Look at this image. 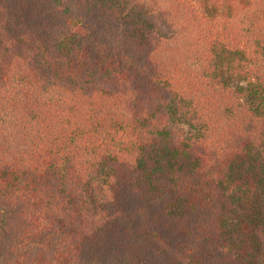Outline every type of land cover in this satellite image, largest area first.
<instances>
[{
    "label": "trees",
    "instance_id": "trees-1",
    "mask_svg": "<svg viewBox=\"0 0 264 264\" xmlns=\"http://www.w3.org/2000/svg\"><path fill=\"white\" fill-rule=\"evenodd\" d=\"M0 264H264V0H0Z\"/></svg>",
    "mask_w": 264,
    "mask_h": 264
}]
</instances>
